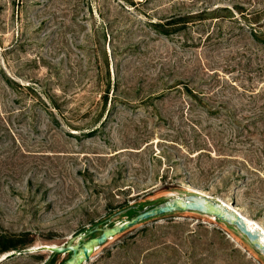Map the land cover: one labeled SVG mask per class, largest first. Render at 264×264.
<instances>
[{
	"label": "rangeland",
	"instance_id": "1",
	"mask_svg": "<svg viewBox=\"0 0 264 264\" xmlns=\"http://www.w3.org/2000/svg\"><path fill=\"white\" fill-rule=\"evenodd\" d=\"M187 15L168 37L155 29ZM255 30L264 0H0V264H43L41 247L127 221L125 205L196 192L264 230ZM7 240L26 247L2 252ZM85 264L264 256L222 222L175 212L114 236Z\"/></svg>",
	"mask_w": 264,
	"mask_h": 264
},
{
	"label": "water",
	"instance_id": "2",
	"mask_svg": "<svg viewBox=\"0 0 264 264\" xmlns=\"http://www.w3.org/2000/svg\"><path fill=\"white\" fill-rule=\"evenodd\" d=\"M136 208V206H130L122 212ZM175 212H194L218 220L236 229L255 251L264 256V233L261 228L258 225L250 226L245 217L232 205L202 193L169 196L160 202L136 210L127 221L109 225V221L105 220L101 227L96 224L65 244L45 245L41 249L53 254L68 255L62 264H85L97 248L114 236L149 219ZM95 233L99 234L92 236ZM14 255L16 253L7 254L5 258Z\"/></svg>",
	"mask_w": 264,
	"mask_h": 264
},
{
	"label": "trees",
	"instance_id": "3",
	"mask_svg": "<svg viewBox=\"0 0 264 264\" xmlns=\"http://www.w3.org/2000/svg\"><path fill=\"white\" fill-rule=\"evenodd\" d=\"M223 11H226V8H225V10H223ZM204 14V12H200V16H202ZM191 18H193V16H191V15H187V16H182V17H179V18H176L173 22H170V23H166V24H164V23H156L154 26L156 27L155 29L158 31V33H160V34H162V35H164V36H166V37H168V36H170V34L171 33H173V32H175V31H177L178 29H179V26H176V28L174 29V28H171L170 27V25H172V24H175V25H178V24H182L181 26H184L187 22H189L190 20L189 19H191ZM249 24L250 23H256V21L254 20V21H251V22H248ZM168 26V27H167ZM249 26V25H248ZM253 36H254V38H256L257 40L256 41H258V42H260V43H264V32H261V33H257V31L255 30L254 31V33H253ZM185 91L187 92V94H190V95H195L194 93H193V90H191V89H189L187 86L185 87ZM234 123H236V122H234ZM233 125H235L236 126V124H232V126ZM238 126V125H237ZM163 189H166V190H171V189H176L175 187H173V186H171V184H165L164 186H163ZM128 207H130V206H128V205H125V207L123 208V209H126V208H128ZM138 209H140V208H136L135 210H133V209H130V210H128L126 213H131V215L133 214V213H135L136 212V210H138ZM216 221H218V220H216ZM220 222V221H219ZM227 226V225H226ZM229 229H233L232 227H230V226H227ZM132 228V227H131ZM130 229V228H129ZM128 230V229H127ZM126 231V230H125ZM123 233V232H122ZM99 233H95V234H93L92 236H96V235H98ZM121 234V233H120ZM26 247V245L25 244H17V243H14L13 241L12 242H10V241H6L5 243H4V245H3V247L1 248V251L2 252H7V251H10V250H12V251H15V250H17V251H20L21 249H24ZM58 254H53V253H50L49 254V259L47 260V261H45L43 264H57L56 263V259L58 258ZM63 263V261H61L59 264H62Z\"/></svg>",
	"mask_w": 264,
	"mask_h": 264
},
{
	"label": "bare ground",
	"instance_id": "4",
	"mask_svg": "<svg viewBox=\"0 0 264 264\" xmlns=\"http://www.w3.org/2000/svg\"><path fill=\"white\" fill-rule=\"evenodd\" d=\"M196 193H200V192H196ZM240 213V212H239ZM241 214V213H240ZM243 216V215H242ZM245 219H246V221L248 222V224H250V226H254V225H258L256 222H254V221H252V220H250V219H247L246 217H245ZM258 227H260L259 225H258ZM261 228V227H260ZM261 230L263 231V233H264V230L261 228ZM3 255V254H2ZM4 255H7V254H4Z\"/></svg>",
	"mask_w": 264,
	"mask_h": 264
}]
</instances>
